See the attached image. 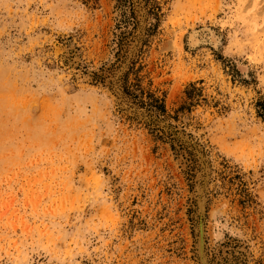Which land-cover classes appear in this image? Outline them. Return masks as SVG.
I'll use <instances>...</instances> for the list:
<instances>
[{
	"label": "rangeland",
	"instance_id": "obj_1",
	"mask_svg": "<svg viewBox=\"0 0 264 264\" xmlns=\"http://www.w3.org/2000/svg\"><path fill=\"white\" fill-rule=\"evenodd\" d=\"M202 259L264 264V0H0V264Z\"/></svg>",
	"mask_w": 264,
	"mask_h": 264
},
{
	"label": "bare ground",
	"instance_id": "obj_2",
	"mask_svg": "<svg viewBox=\"0 0 264 264\" xmlns=\"http://www.w3.org/2000/svg\"><path fill=\"white\" fill-rule=\"evenodd\" d=\"M203 200H204V199H203ZM201 203H202V202H201ZM201 212H202V211H201ZM199 215H200V214H199ZM200 226H201V225H200ZM198 228H199V227H198ZM199 229H201V227H200ZM199 229H198V230H199ZM201 232H202V230H201ZM201 235H202V233H201ZM199 239H200V238H199ZM198 242H199V241H198ZM202 242H203V241H202ZM202 242H200V246H202V245H201ZM198 244H199V243H198ZM198 246H199V245H198ZM200 246H199V248H198L199 250L201 249ZM199 250H198V252H199ZM200 251H201V250H200ZM201 252H202V251H201ZM199 253H200V252H199ZM202 253H203V252H202ZM201 255H202V254H201ZM199 256H200V255H199ZM201 258H202V257H201ZM202 260H203V259H202ZM203 261H204V263H205V260H203ZM202 264H203V263H202ZM205 264H207V263H205Z\"/></svg>",
	"mask_w": 264,
	"mask_h": 264
}]
</instances>
